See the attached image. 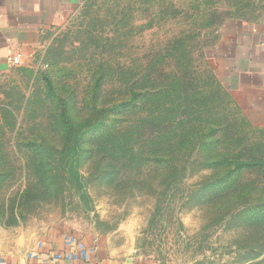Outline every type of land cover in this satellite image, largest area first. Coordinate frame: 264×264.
<instances>
[{"label": "rangeland", "instance_id": "1", "mask_svg": "<svg viewBox=\"0 0 264 264\" xmlns=\"http://www.w3.org/2000/svg\"><path fill=\"white\" fill-rule=\"evenodd\" d=\"M261 36L264 0H79L0 75V254L264 264Z\"/></svg>", "mask_w": 264, "mask_h": 264}, {"label": "crops", "instance_id": "2", "mask_svg": "<svg viewBox=\"0 0 264 264\" xmlns=\"http://www.w3.org/2000/svg\"><path fill=\"white\" fill-rule=\"evenodd\" d=\"M79 0H0V75L9 71V60L19 55L21 59L31 53L41 43L43 32L49 31L59 25L72 14ZM251 51L244 53V71L259 77L260 100L264 105V36L253 42ZM249 49V50H250ZM261 109L264 112V106ZM261 110L260 117L264 120ZM66 235H76L86 245L89 254L85 260L75 262H53L51 264H160L142 258H131L125 261L116 259L94 246L93 240L82 237L74 231L56 232L47 236L41 248L15 249L13 252L0 254V264H41L31 257L38 251L44 257L54 253H63V239Z\"/></svg>", "mask_w": 264, "mask_h": 264}, {"label": "built area", "instance_id": "3", "mask_svg": "<svg viewBox=\"0 0 264 264\" xmlns=\"http://www.w3.org/2000/svg\"><path fill=\"white\" fill-rule=\"evenodd\" d=\"M11 66H16L20 63V56H14L9 60ZM64 252L54 253L47 258L44 257V253L41 251L35 254H30L32 258L37 259L41 264H51L53 262H75L85 260L89 254V251L85 243L76 235H66L64 239ZM42 245L40 244L39 248ZM3 264V263H2Z\"/></svg>", "mask_w": 264, "mask_h": 264}, {"label": "trees", "instance_id": "4", "mask_svg": "<svg viewBox=\"0 0 264 264\" xmlns=\"http://www.w3.org/2000/svg\"><path fill=\"white\" fill-rule=\"evenodd\" d=\"M47 87L50 89L51 88V85L49 82H47ZM145 95V94H139L138 96H140V98ZM137 95H135V97H132V99L126 101V102H122L120 104H116L113 109H116L117 110V113H122V112H126L128 111L135 103V100H138L139 97ZM115 123V122H114ZM246 164H243V163H239V166L238 167H244Z\"/></svg>", "mask_w": 264, "mask_h": 264}]
</instances>
